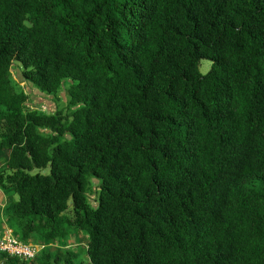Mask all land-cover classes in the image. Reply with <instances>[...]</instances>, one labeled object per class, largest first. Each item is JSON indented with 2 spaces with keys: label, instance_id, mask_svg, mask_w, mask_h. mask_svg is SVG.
Instances as JSON below:
<instances>
[{
  "label": "trees",
  "instance_id": "1",
  "mask_svg": "<svg viewBox=\"0 0 264 264\" xmlns=\"http://www.w3.org/2000/svg\"><path fill=\"white\" fill-rule=\"evenodd\" d=\"M0 151L4 264H264V0H0Z\"/></svg>",
  "mask_w": 264,
  "mask_h": 264
},
{
  "label": "rangeland",
  "instance_id": "2",
  "mask_svg": "<svg viewBox=\"0 0 264 264\" xmlns=\"http://www.w3.org/2000/svg\"><path fill=\"white\" fill-rule=\"evenodd\" d=\"M11 77L12 80L14 81V86L15 89H23L25 92L28 93V102L26 104V108H36V109H41L44 111H53L54 109H60L62 113L68 114L70 107L67 102V95L65 91V87H61L55 94L53 95H47V94H40L35 90L33 87H31L30 84L24 82L22 83L20 76H19V70L20 64L16 61H12L11 63ZM210 66V61L207 59H199L198 61V71L200 74H204L207 72ZM2 152V151H0ZM2 153H0V168H1V162H2ZM41 173V174H46L48 172L47 167L46 168H40V169H32L30 170V173ZM95 189H96V180L95 179H90V190L86 192V200L89 204L93 205L94 204V197H95ZM1 195V193H0ZM6 198V197H5ZM11 198V197H9ZM9 200V199H8ZM8 200H5L7 202ZM67 208L64 211V214L66 216H71L72 215V210H71V201L70 199L67 200L66 202ZM10 233H12L14 236L18 237V231L16 227L13 228V232L11 230H8ZM26 239L27 241H32V242H38V243H44L41 239H38L37 241H33V239ZM87 241V234L84 231H76L72 232L69 234L67 240H65L64 244L60 245L59 247L61 248V254H64L66 251H69L70 253L73 254V259L76 262H83L85 263L87 261V257L85 254V243ZM51 249V247H50ZM20 260V259H19ZM18 260V261H19ZM0 264H4L2 260H0ZM54 264H61V261H58L57 263Z\"/></svg>",
  "mask_w": 264,
  "mask_h": 264
},
{
  "label": "built area",
  "instance_id": "3",
  "mask_svg": "<svg viewBox=\"0 0 264 264\" xmlns=\"http://www.w3.org/2000/svg\"><path fill=\"white\" fill-rule=\"evenodd\" d=\"M44 246V243L21 241L8 230H5L0 236V253L24 261L33 260Z\"/></svg>",
  "mask_w": 264,
  "mask_h": 264
},
{
  "label": "crops",
  "instance_id": "4",
  "mask_svg": "<svg viewBox=\"0 0 264 264\" xmlns=\"http://www.w3.org/2000/svg\"><path fill=\"white\" fill-rule=\"evenodd\" d=\"M0 153H2V159L3 160L1 162L2 163L1 165L3 166L4 160H5V152L2 151ZM0 193H1V195H0V236H1V234L5 230H10V228L4 223V220L1 216V208H2L3 204L5 203V200L16 199V196L14 194H9L7 191L1 190V189H0ZM9 197H11V198H9Z\"/></svg>",
  "mask_w": 264,
  "mask_h": 264
}]
</instances>
